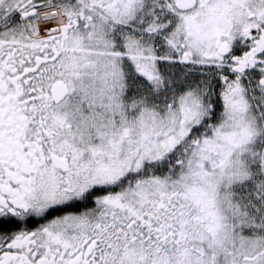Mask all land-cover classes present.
Masks as SVG:
<instances>
[{"label":"snow or ice","instance_id":"obj_1","mask_svg":"<svg viewBox=\"0 0 264 264\" xmlns=\"http://www.w3.org/2000/svg\"><path fill=\"white\" fill-rule=\"evenodd\" d=\"M0 264H264V0H0Z\"/></svg>","mask_w":264,"mask_h":264}]
</instances>
